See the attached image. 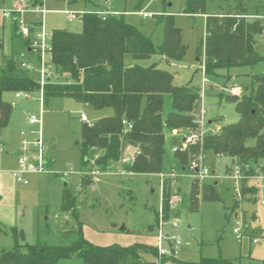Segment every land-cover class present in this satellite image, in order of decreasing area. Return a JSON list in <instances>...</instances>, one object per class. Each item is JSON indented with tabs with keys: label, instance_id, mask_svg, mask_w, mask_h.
Returning <instances> with one entry per match:
<instances>
[{
	"label": "rangeland",
	"instance_id": "1",
	"mask_svg": "<svg viewBox=\"0 0 264 264\" xmlns=\"http://www.w3.org/2000/svg\"><path fill=\"white\" fill-rule=\"evenodd\" d=\"M14 1L0 0V66L3 57L11 54L14 27H21L19 19L2 15V10L10 8ZM92 1L105 10L124 11L120 18L149 36L156 46L163 41L164 29V21L158 15L163 10L172 13L174 26L179 28L180 40L186 48L183 57L173 60L153 54L134 59L126 55L124 63L127 66L155 64L173 75L174 85L196 86L200 91V99L192 109L196 122L166 133L160 173L125 172L120 162H111L105 171L95 175L89 173L92 180L83 186L81 176L91 165L81 163L79 149L75 146L80 139V114L84 112L87 122H93L99 116L112 114V109H94L67 96H53L45 101L40 91L19 98L15 97V92L5 91L3 99L11 104L12 111L7 126L0 131V172L6 175L5 186L0 191V251L9 250L16 243L22 246L38 241L67 244L80 233L86 242L98 247L137 243L155 246L160 223L161 176H164L169 182L170 216L165 218L162 212V232L178 236L180 245L176 246V258L198 262L201 258L211 257L234 260L239 264H264L261 262L264 259V188L260 186L261 181L247 179L246 187L254 185L256 192L248 191L242 195L241 179L229 177L235 164L232 157L205 150L204 165L210 174L196 177L190 162L194 153L201 151L199 147L194 145L197 148L190 150L189 146L188 161L183 169L174 154L172 142L176 140V146L180 148L181 137L200 128V120L205 128L212 125L215 129L221 124L236 122L239 116L234 103L225 100L220 93H246L244 87L252 77L264 73V59L254 65L219 68L214 74H205L201 62L203 55L198 57L199 42L205 36V17L181 13L183 0H145L139 11L150 13L147 17H142L134 8L138 0ZM237 1L243 3L247 14L260 17L264 23V0H206L205 12L237 11ZM43 7L47 10L44 17L49 34L47 41L54 29L81 31L80 16L69 19L65 13L66 10L82 12L84 6L80 0L74 3L44 0ZM31 18L36 19V16L25 13L20 17L26 24ZM255 47L264 56V32L256 35ZM29 58L32 62L29 69L37 75L38 62L34 61L33 53ZM46 60L49 62L48 56ZM66 80L65 76L57 79ZM170 110L171 98L165 95L162 116ZM100 113L102 115H98ZM217 116L219 120L208 122ZM208 131L211 129H206ZM38 138L43 140L47 156L53 160L47 172L25 174L27 183H23L16 180L11 171L18 166L23 141ZM128 152H123L124 161L129 160ZM195 182L198 195L191 198V185ZM203 184L212 186L210 192L219 198H207L210 192L204 196ZM64 188L76 197L74 210L70 212L61 208ZM171 219H176V227L171 225ZM237 227L239 231L236 232ZM57 264L84 263L71 256Z\"/></svg>",
	"mask_w": 264,
	"mask_h": 264
},
{
	"label": "trees",
	"instance_id": "2",
	"mask_svg": "<svg viewBox=\"0 0 264 264\" xmlns=\"http://www.w3.org/2000/svg\"><path fill=\"white\" fill-rule=\"evenodd\" d=\"M33 3L41 0H31ZM74 3L77 0H68ZM84 9L78 13L82 22L80 32L54 29L50 36V63L58 76L66 81H48L41 89L42 99L67 96L86 103L95 109L109 107L112 114L81 125L80 139L75 143L81 163L91 168L83 172L81 184L91 182L90 171H105L111 162H120L121 169L130 173H160L165 152L167 132L195 124L192 109L200 99L196 86L173 84V75L155 64L127 66L126 55L134 59L148 58L153 54L179 60L185 54V45L180 40L179 28L174 26L171 12L163 10V41L156 46L151 38L136 26L123 21L124 12H110L92 0H80ZM145 0H138L135 9ZM220 1V0H219ZM206 0H183L182 13L206 14L205 36L200 40L198 57L203 55L205 74H214L219 68L254 65L264 56L255 47V37L264 32V23L258 16H249L241 1L237 11L207 14ZM91 6V8L89 7ZM94 6V7H93ZM77 15V16H78ZM30 40L13 29L12 51L3 57L0 66V130L7 126L12 111L11 104L3 99L5 91H40L38 75L20 67L21 50H28ZM244 89L246 93H220L225 100L235 105L238 120L221 124L205 133L202 149L211 154L236 157L244 176L241 178V194L255 191L247 186V176L255 174L259 167L264 173V73L254 75ZM171 98V110L162 116L164 96ZM220 117L211 120H219ZM124 121V122H123ZM173 145L176 140H173ZM126 146L135 149L132 158L124 161ZM197 146V145H196ZM193 147V148H192ZM197 148L191 146L190 150ZM187 150H174L181 167L186 168ZM92 161V163H91ZM249 164L248 170L244 165ZM246 174V175H245ZM169 182L161 185V207L168 218L170 193ZM210 185H202L203 194L211 191ZM255 194V193H253ZM198 195L197 184L191 185V198ZM209 199L219 198L210 192ZM61 208L74 210L76 197L66 188L62 191ZM24 247V249H22ZM76 256L84 264H239L224 258H201L198 262L184 261L175 256L157 254L156 245L142 243L98 247L86 242L81 233L73 241L53 245L38 241L31 245L16 243L9 250L0 251V264H57L60 260ZM264 263V259L261 261Z\"/></svg>",
	"mask_w": 264,
	"mask_h": 264
},
{
	"label": "built area",
	"instance_id": "3",
	"mask_svg": "<svg viewBox=\"0 0 264 264\" xmlns=\"http://www.w3.org/2000/svg\"><path fill=\"white\" fill-rule=\"evenodd\" d=\"M43 2L44 0H41V2L38 3H33L31 0H15L10 8L2 10L3 17H9L12 15L15 19H19L21 27L18 29V33L22 36L28 37L30 40L28 50L24 49L19 54V57L21 59L20 67L27 69L31 68L32 62H30L29 57H31V54L33 53L35 57L34 61L36 60L38 62L39 67L37 75L39 79L40 92L45 83H47L48 81H54L53 79H56V77H58V75L53 69V66L50 63V38L49 41H47L49 34L45 28L44 23V17L47 10L43 7ZM25 13L34 14L36 16V20L26 24L20 19V17ZM65 13L68 15L69 19H72L77 16L78 13H81V11L66 10ZM139 14H141L143 17H147L150 15V13L141 11H139ZM47 56L49 58V62L46 60ZM21 96H29V94L27 92L15 93V97ZM80 118L82 120H86L84 114H81ZM32 120L37 121L38 123H40L41 121L40 119ZM198 123L201 125L200 128L195 131L186 133L181 137L180 148L178 149L183 150L189 146L194 145H197L199 147L201 151L194 153L193 159L191 160L190 164L193 172L195 173V176L203 178L208 176L210 174V171L204 165L205 153L202 149V142L206 133V128L204 127L202 120L198 121ZM175 149H177V146H174V150ZM232 159L235 161V164L232 165V170L230 171L229 177H232L235 180H239L244 176V173L241 168V165L236 162V157H232ZM50 161V157L47 156L45 143L41 138H38L31 142H27L24 140L23 145L20 148L18 166L17 168L11 171V174L16 180L22 181L23 183H27V180L24 177L25 174L47 172L50 166ZM249 167V164L244 165V168L246 170H248ZM254 171L255 174L253 176H247L248 179H259L261 181V188H264V173L260 171L259 167H256ZM90 173L92 175L99 174L100 170L93 169L92 171H90ZM161 178L164 180V176H161ZM262 202L264 203V200H262ZM159 217L160 223L158 225L156 244L157 254L159 257L171 255L176 256V246L180 245V240L178 236L162 232V227L164 223L162 220V207L159 211ZM170 223L173 227H176L177 225L176 219H171ZM237 231H239V227L236 228V232ZM237 237H239V235H237ZM163 243L165 244L163 245Z\"/></svg>",
	"mask_w": 264,
	"mask_h": 264
},
{
	"label": "crops",
	"instance_id": "4",
	"mask_svg": "<svg viewBox=\"0 0 264 264\" xmlns=\"http://www.w3.org/2000/svg\"><path fill=\"white\" fill-rule=\"evenodd\" d=\"M108 11H110V12H121V11H115V10H108ZM142 12V11H141ZM144 12V11H143ZM181 12V11H180ZM182 13V12H181ZM222 12H216V14H221ZM209 14H213V13H209ZM141 15V14H140ZM249 16H251V17H253L252 15H250V14H248ZM142 16V15H141ZM203 16L204 17H206V14H203ZM143 17V16H142ZM15 19V18H14ZM36 19H30V20H28L27 22H31V21H35ZM19 29V28H18ZM197 60L199 61V58H197ZM60 78V76H58V77H56V79L54 78L53 80L54 81H57V79H59ZM16 98H19V97H16ZM82 103V102H81ZM84 104H86V103H84ZM87 105H89V104H87ZM90 106V105H89ZM92 107V106H91ZM95 109V108H94ZM81 114H84V116L86 117V115H85V113L84 112H82ZM81 114H80V116H81ZM98 115H102L101 113L100 114H98ZM98 117V116H97ZM100 117H103V116H99V118ZM81 119V118H80ZM98 119V118H97ZM82 120V119H81ZM83 121H85V122H87V118H86V120H82V122ZM9 122V121H8ZM88 123H92V122H88ZM1 131V130H0ZM19 151H20V149H19ZM125 151H129L128 153H129V157L127 158V159H131L132 158V155L134 154V152H135V149L132 147V146H126L125 147V149H124V152ZM20 155V154H19ZM51 159V158H50ZM53 159H51V161H52ZM6 178V175H5V173H3V172H0V191H1V189H3V187L5 186V184L3 183V180Z\"/></svg>",
	"mask_w": 264,
	"mask_h": 264
},
{
	"label": "water",
	"instance_id": "5",
	"mask_svg": "<svg viewBox=\"0 0 264 264\" xmlns=\"http://www.w3.org/2000/svg\"><path fill=\"white\" fill-rule=\"evenodd\" d=\"M208 122H209V123H211V121H210V120H209Z\"/></svg>",
	"mask_w": 264,
	"mask_h": 264
}]
</instances>
